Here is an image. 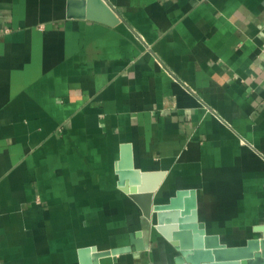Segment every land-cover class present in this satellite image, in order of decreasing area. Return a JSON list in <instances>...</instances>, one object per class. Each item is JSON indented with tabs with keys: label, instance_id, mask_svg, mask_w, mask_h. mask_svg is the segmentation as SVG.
Wrapping results in <instances>:
<instances>
[{
	"label": "crops",
	"instance_id": "obj_1",
	"mask_svg": "<svg viewBox=\"0 0 264 264\" xmlns=\"http://www.w3.org/2000/svg\"><path fill=\"white\" fill-rule=\"evenodd\" d=\"M105 1L115 24L0 0V264H175L162 212L119 183L126 146L153 204L194 189L208 233L262 235L264 0Z\"/></svg>",
	"mask_w": 264,
	"mask_h": 264
},
{
	"label": "water",
	"instance_id": "obj_2",
	"mask_svg": "<svg viewBox=\"0 0 264 264\" xmlns=\"http://www.w3.org/2000/svg\"><path fill=\"white\" fill-rule=\"evenodd\" d=\"M89 1L97 8L96 13L90 14L93 18L110 24L118 21L117 14L105 0ZM126 147L120 163L119 183L124 191L140 203L147 218L152 217L153 209L162 212L158 229L166 237L176 241L179 255L175 259V264H264V224L258 227L261 236L249 238L245 245L229 246L221 241L219 234L208 233L205 224L199 221L194 189L177 191L169 203L153 204L154 186L149 189L146 185L140 184L147 178V174L131 167V152L128 146ZM127 178L131 179L132 186L126 181ZM137 183L140 184L139 189L136 187ZM132 249L130 246L108 250L82 247L79 250L80 261L81 264H95L102 256L118 255Z\"/></svg>",
	"mask_w": 264,
	"mask_h": 264
}]
</instances>
